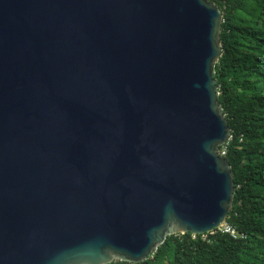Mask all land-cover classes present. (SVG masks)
Wrapping results in <instances>:
<instances>
[{
	"label": "water",
	"instance_id": "1",
	"mask_svg": "<svg viewBox=\"0 0 264 264\" xmlns=\"http://www.w3.org/2000/svg\"><path fill=\"white\" fill-rule=\"evenodd\" d=\"M207 0H0V264L147 260L226 222Z\"/></svg>",
	"mask_w": 264,
	"mask_h": 264
},
{
	"label": "trees",
	"instance_id": "2",
	"mask_svg": "<svg viewBox=\"0 0 264 264\" xmlns=\"http://www.w3.org/2000/svg\"><path fill=\"white\" fill-rule=\"evenodd\" d=\"M207 1L223 19L214 78L230 127L219 152H225L235 187L225 223L236 236L219 229L171 235L137 264H264V0Z\"/></svg>",
	"mask_w": 264,
	"mask_h": 264
},
{
	"label": "built area",
	"instance_id": "3",
	"mask_svg": "<svg viewBox=\"0 0 264 264\" xmlns=\"http://www.w3.org/2000/svg\"><path fill=\"white\" fill-rule=\"evenodd\" d=\"M219 230H222L223 232L229 233L232 237L236 236L234 229L231 226L227 225L226 223L223 226H221L219 228Z\"/></svg>",
	"mask_w": 264,
	"mask_h": 264
}]
</instances>
